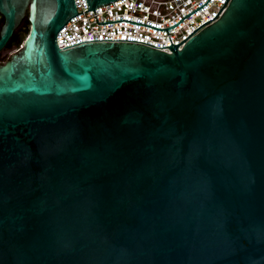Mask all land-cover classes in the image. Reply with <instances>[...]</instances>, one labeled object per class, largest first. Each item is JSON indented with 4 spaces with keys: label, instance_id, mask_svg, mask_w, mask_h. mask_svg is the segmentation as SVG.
Masks as SVG:
<instances>
[{
    "label": "water",
    "instance_id": "water-1",
    "mask_svg": "<svg viewBox=\"0 0 264 264\" xmlns=\"http://www.w3.org/2000/svg\"><path fill=\"white\" fill-rule=\"evenodd\" d=\"M77 14L0 0V264H264V0L170 52L60 49Z\"/></svg>",
    "mask_w": 264,
    "mask_h": 264
},
{
    "label": "built area",
    "instance_id": "built-area-1",
    "mask_svg": "<svg viewBox=\"0 0 264 264\" xmlns=\"http://www.w3.org/2000/svg\"><path fill=\"white\" fill-rule=\"evenodd\" d=\"M206 1L115 0L94 7L93 12L92 9L88 10L85 0H73L76 13L79 14L70 17L58 30L55 42L60 49H65L82 43L102 41L99 39H121L116 41L139 43L163 52H170L169 47H165L170 45V41L171 46L181 42L199 26L190 36L177 45V48L181 49L192 35L216 21L222 15L228 3V0L225 4V0ZM221 7L222 9L216 15ZM189 12L191 13L185 16ZM181 18L183 19L180 20ZM118 19L143 23L155 28H167L180 21L176 25L167 28L166 32V30H158L125 20L113 21Z\"/></svg>",
    "mask_w": 264,
    "mask_h": 264
},
{
    "label": "trees",
    "instance_id": "trees-1",
    "mask_svg": "<svg viewBox=\"0 0 264 264\" xmlns=\"http://www.w3.org/2000/svg\"><path fill=\"white\" fill-rule=\"evenodd\" d=\"M3 22V18L0 15V27L2 25ZM28 31V21L27 19H25L24 23H20L17 28L13 31L11 37L9 38V40L7 41V43L5 44L4 48L0 51V55L1 52L3 51H10L12 49H19V47L21 46L26 34ZM10 56H7L3 61H6L9 59ZM1 61V60H0ZM1 61V62H3Z\"/></svg>",
    "mask_w": 264,
    "mask_h": 264
},
{
    "label": "rangeland",
    "instance_id": "rangeland-1",
    "mask_svg": "<svg viewBox=\"0 0 264 264\" xmlns=\"http://www.w3.org/2000/svg\"><path fill=\"white\" fill-rule=\"evenodd\" d=\"M16 50L15 49H12L10 51H3L1 52V55H0V60L3 61L7 56H10L12 53H14ZM0 61V64L4 63L5 61L1 62Z\"/></svg>",
    "mask_w": 264,
    "mask_h": 264
},
{
    "label": "flooded vegetation",
    "instance_id": "flooded-vegetation-1",
    "mask_svg": "<svg viewBox=\"0 0 264 264\" xmlns=\"http://www.w3.org/2000/svg\"><path fill=\"white\" fill-rule=\"evenodd\" d=\"M25 19H26V16L23 17V19L21 20L20 23H24L25 22Z\"/></svg>",
    "mask_w": 264,
    "mask_h": 264
}]
</instances>
